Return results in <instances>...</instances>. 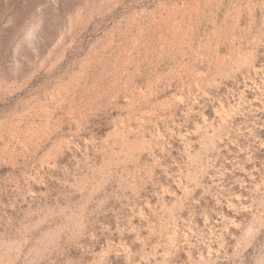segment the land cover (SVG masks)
<instances>
[{
  "label": "rangeland",
  "instance_id": "374dc122",
  "mask_svg": "<svg viewBox=\"0 0 264 264\" xmlns=\"http://www.w3.org/2000/svg\"><path fill=\"white\" fill-rule=\"evenodd\" d=\"M0 264H264V0H0Z\"/></svg>",
  "mask_w": 264,
  "mask_h": 264
}]
</instances>
